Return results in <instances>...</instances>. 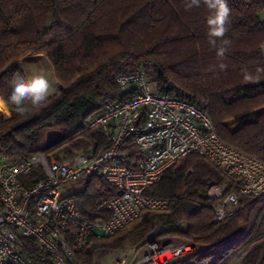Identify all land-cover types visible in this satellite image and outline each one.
Masks as SVG:
<instances>
[{"label": "trees", "instance_id": "obj_1", "mask_svg": "<svg viewBox=\"0 0 264 264\" xmlns=\"http://www.w3.org/2000/svg\"><path fill=\"white\" fill-rule=\"evenodd\" d=\"M228 4L232 12L225 39L230 44L221 60L217 56L221 41L216 48L208 42L210 12L203 4L186 11L185 0H0V97L8 99L11 72L27 56H44L57 82L47 102L26 115L17 114L9 104V117L0 120V153L25 159L42 152L58 158L100 146L103 137L86 127L88 120L105 101L131 95L116 86L118 75L144 68L158 92L177 91L187 100L206 103L218 138L264 162V72L257 73L264 68V0ZM220 63L227 68L220 70ZM245 69L260 80L245 82ZM49 129L62 136L45 147ZM123 150L135 158L134 146ZM212 183L224 192L233 187L232 179L207 159L186 155L145 190L148 196L167 198V210H143L113 235H92L75 258L93 264L95 251L119 250L130 234L146 242L170 235L194 250L168 264H197L213 250L237 249L246 242L251 250L245 264H264V242L255 234L264 219V193L241 196L239 210L214 221L220 199L208 196ZM117 194L99 178L75 192L81 214L90 221L109 217L98 213L95 203ZM19 246L33 264H51L33 240L20 239Z\"/></svg>", "mask_w": 264, "mask_h": 264}, {"label": "built area", "instance_id": "obj_2", "mask_svg": "<svg viewBox=\"0 0 264 264\" xmlns=\"http://www.w3.org/2000/svg\"><path fill=\"white\" fill-rule=\"evenodd\" d=\"M115 84L131 95L105 101L86 124L103 137L100 147L58 158L42 152L25 159L0 153V264H33L21 253L24 238L43 248L51 264H81L75 253L85 249L92 235H113L143 210L168 209L167 198L148 196L145 190L188 154L204 157L233 181L227 192L218 184L209 186L208 196L220 199L214 221L239 210L241 196L264 193V162L218 138L206 103L187 100L177 91L158 92L144 68L118 75ZM128 145L135 147L134 159L123 150ZM93 178L119 194L99 198L95 210L109 217L90 221L81 214L73 190L76 184L85 190ZM193 250L188 242L154 240L140 247L128 264H168ZM233 252L226 247L213 250L206 262L227 259ZM164 253L169 257L158 262Z\"/></svg>", "mask_w": 264, "mask_h": 264}, {"label": "clouds", "instance_id": "obj_3", "mask_svg": "<svg viewBox=\"0 0 264 264\" xmlns=\"http://www.w3.org/2000/svg\"><path fill=\"white\" fill-rule=\"evenodd\" d=\"M203 4L210 14L206 19L208 42L216 48L217 41H221L222 46L217 49V56L222 60L227 51L230 41L225 39L231 23V8L228 0H185V10L191 11L193 7ZM220 70H225L227 65L220 63ZM264 72V68L257 69V73ZM56 79L55 71H42L30 76L14 74L9 81L11 94L8 99L0 97V112H8L9 104L14 111L23 116L43 106L48 98L55 92L53 81ZM260 76L254 75L245 69V82H258Z\"/></svg>", "mask_w": 264, "mask_h": 264}, {"label": "rangeland", "instance_id": "obj_4", "mask_svg": "<svg viewBox=\"0 0 264 264\" xmlns=\"http://www.w3.org/2000/svg\"><path fill=\"white\" fill-rule=\"evenodd\" d=\"M264 13H262L263 15ZM263 55H264V50H263ZM42 71H47L51 72L52 68L48 62V60L40 55L38 57H33V56H27L24 59L21 60L20 64L18 67L11 72V79L14 74H20L22 76H30L34 73L42 72ZM53 85L55 90L57 89V82L56 79L53 81ZM9 117V111L4 112L2 115H0V120H3L5 118ZM60 156V155H58ZM91 181L88 183L90 185ZM217 184V183H212ZM210 185V186H211ZM81 184H76L73 192H76L77 190L80 189ZM220 186V185H219ZM221 188V186H220ZM209 189V188H208ZM207 189V191H208ZM159 228V224L155 226V231ZM256 236H258L262 242H264V219L262 222V225L259 230L255 233ZM167 238H172V236H166V237H161L159 239H156L155 241H160V242H169V241H164ZM171 242H174V239H170ZM147 242L144 241L143 239L137 240L133 234H130L127 236L124 245L121 249L115 250V249H110V250H98L93 253V264H117V260L125 258L126 261L130 262L133 258V256H136L139 254V248L144 246ZM234 252L233 254L224 260H216L210 259L208 262L207 256L202 259V264H245L247 261V254H249L251 247L248 245V242H246L244 247H239L237 249H233ZM100 251L99 254H97ZM169 257V253H164L160 255L157 261L159 262L160 260H163L165 258ZM206 262V263H205Z\"/></svg>", "mask_w": 264, "mask_h": 264}, {"label": "water", "instance_id": "obj_5", "mask_svg": "<svg viewBox=\"0 0 264 264\" xmlns=\"http://www.w3.org/2000/svg\"><path fill=\"white\" fill-rule=\"evenodd\" d=\"M32 120H33V118L25 120L24 122H21V123L17 124L16 128L22 127V126L28 124L29 122H31ZM61 136H62V133L59 130H57V129H49L45 133L44 146L45 147L51 146L52 144L57 142L60 139Z\"/></svg>", "mask_w": 264, "mask_h": 264}, {"label": "crops", "instance_id": "obj_6", "mask_svg": "<svg viewBox=\"0 0 264 264\" xmlns=\"http://www.w3.org/2000/svg\"><path fill=\"white\" fill-rule=\"evenodd\" d=\"M38 56H40V55H37V56H35V57H38ZM33 57H34V56H33ZM98 147H100V146H98ZM166 236L169 237L170 235H165L164 237H166ZM167 239H174V240H175L174 237H172V238H167ZM120 260H123L125 264H128V263H129L128 261L125 260V258H122V259H120ZM120 260H119V259L117 260V264H119V261H120Z\"/></svg>", "mask_w": 264, "mask_h": 264}, {"label": "bare ground", "instance_id": "obj_7", "mask_svg": "<svg viewBox=\"0 0 264 264\" xmlns=\"http://www.w3.org/2000/svg\"><path fill=\"white\" fill-rule=\"evenodd\" d=\"M4 112H0V115H2ZM167 254V253H166ZM158 259H160V258H158Z\"/></svg>", "mask_w": 264, "mask_h": 264}]
</instances>
